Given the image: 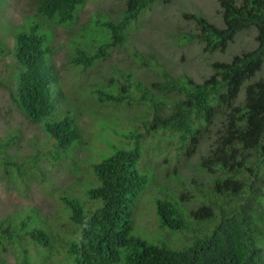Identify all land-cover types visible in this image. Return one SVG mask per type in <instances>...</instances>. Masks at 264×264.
<instances>
[{
    "label": "rangeland",
    "instance_id": "1",
    "mask_svg": "<svg viewBox=\"0 0 264 264\" xmlns=\"http://www.w3.org/2000/svg\"><path fill=\"white\" fill-rule=\"evenodd\" d=\"M125 2L86 0L76 7L71 20L57 23L55 18L36 14V0H1L0 43L7 52L0 54V146L12 139L0 150V225L5 226L8 221L15 225L26 218L27 227H40L50 238L48 246L43 247L15 228L20 236L0 243L1 264H74L68 244L77 238L78 228L70 220V209L61 196L77 198L85 209L92 208L95 203L86 195L94 183L91 164L110 155L114 147L131 146L132 140L126 137L128 131L135 127L141 130L137 121L148 118L150 109L148 101H132L130 105L100 103L95 90L115 93L128 78L139 85V90L128 85L132 97L143 92L156 99L163 98L152 87L153 82L162 80L161 71L201 82L212 73V62L228 61L234 54L256 45V29L250 27L236 33L223 51H204L201 41L189 37L197 32L194 21L184 19L181 14L196 13L223 26L218 1L171 0L167 4L157 1L129 25L125 42L111 49L107 57L87 68L74 65L71 58L75 47L93 52L107 36L96 21L118 20ZM34 22L38 24V32L46 36L58 84L64 91L57 112L72 114L80 132L79 139L59 157H52V139L42 124L28 120L11 96L18 72L12 53L14 33ZM258 79H264V59L260 70L242 85L234 104L242 103L244 85ZM171 98L164 96V109ZM223 121V114L218 113L191 156L184 154L176 133L155 131L141 138L139 165L145 163L149 179L134 202L133 234L150 243L180 249L191 242L194 233L208 234L215 221L192 218L190 212L197 206L210 202L216 215L221 208L235 207L239 196L213 193L212 184L222 177L221 173L217 169L208 172L201 165ZM4 157L21 164V174L11 164L3 168ZM241 175L248 180L247 173ZM259 192L255 197L264 208V185ZM162 197L177 204L187 229L171 230L160 224L154 202ZM251 217L255 244L262 249L259 264H264V210L260 214L252 212Z\"/></svg>",
    "mask_w": 264,
    "mask_h": 264
},
{
    "label": "trees",
    "instance_id": "2",
    "mask_svg": "<svg viewBox=\"0 0 264 264\" xmlns=\"http://www.w3.org/2000/svg\"><path fill=\"white\" fill-rule=\"evenodd\" d=\"M86 0H36L35 12L57 23L71 20L78 5ZM171 0H126L118 20L96 21L107 31L104 41L93 52L75 47L71 61L82 68L104 59L111 49L122 45L129 25L153 3ZM223 26H217L204 16L182 12V17L194 21L197 32L189 37L203 43L207 52L223 51L236 33L255 27L256 45L234 54L228 61L212 62V73L201 82L191 77L169 75L161 71V81L153 82L156 99L143 92L136 98L128 85L139 90L137 82L126 78L115 93L95 90L100 103L130 105L132 101H148V118L138 120L139 129L129 130V147H114L112 153L91 164L94 183L86 191L95 203L84 208L77 198L61 196L69 207V218L78 228V236L68 244L74 264H259L262 249L255 244L252 212L264 210L255 197L264 185V79L244 85L242 103L234 104L242 85L261 68L264 59V0H217ZM1 5V0H0ZM36 22L14 33L13 58L18 65L16 86L11 96L18 109L32 122H40L52 139V157L62 156L79 139L80 132L72 114L57 112L64 91L58 84V74L51 62L52 50L46 36L38 32ZM0 43V54L6 53ZM1 83V81H0ZM141 91V90H140ZM172 96L164 109V96ZM223 114V123L210 152L201 165L208 172L217 169L222 177L212 184L219 196H239L234 208L220 209L216 215L212 203H202L190 212L196 220H215L208 234H195L182 248L150 243L133 234L134 202L149 179V171L141 160V138L159 131L176 133L186 156L197 150L201 137L208 132L214 117ZM8 138L0 150L11 143ZM21 174V164L2 159ZM242 173H247V179ZM245 194V196L241 194ZM155 214L161 225L171 230L187 229L177 204L169 197L156 198ZM261 210V211H260ZM218 219V221H216ZM17 228L29 239L46 247L50 238L40 227H27L26 218L18 224L0 225V243L20 236ZM21 234V235H23ZM196 235V236H195ZM1 264V263H0Z\"/></svg>",
    "mask_w": 264,
    "mask_h": 264
}]
</instances>
